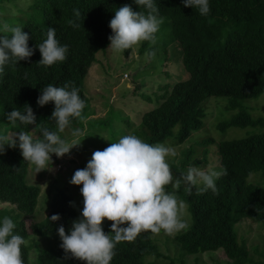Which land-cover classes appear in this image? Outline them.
<instances>
[{"label": "trees", "instance_id": "trees-1", "mask_svg": "<svg viewBox=\"0 0 264 264\" xmlns=\"http://www.w3.org/2000/svg\"><path fill=\"white\" fill-rule=\"evenodd\" d=\"M123 5L145 15L148 12L133 0H0V35H10L9 27H22L29 36L27 44L33 49L28 60L5 65L0 75V122L16 132H34L37 139L41 138L40 126L56 131L50 119L53 103L41 107L36 101L43 87L71 82L79 89L85 107L82 116L58 134L67 141L73 137L72 129L84 130L92 114L85 89L86 77L98 59L97 53L107 51L108 37L112 34L109 21ZM154 7L155 15L171 23L188 76L169 85L170 88L161 87L165 92L156 95L157 106L145 112L139 126L129 133L149 144L182 146L179 158L167 160L174 180L180 179L189 167L199 168L209 163L216 152L218 169L223 174L215 180V194L204 190L203 185L189 188L183 181L175 189L166 186V191L173 192L190 214L186 228L172 240L175 257L161 253L156 234L142 232L131 242L117 243L110 264H155L151 259L158 258L167 260L165 264H187L189 257L197 264L202 254L210 255L209 259L216 262L264 264V251L259 247L250 249L240 228L237 229L242 222L264 227V116H254L249 105H245L264 94V0H209L210 11L205 16L184 7L181 0H154ZM73 9L80 12L79 20ZM70 19L80 26H70L67 23ZM48 27L55 29L56 39L66 44L68 50L64 61L44 67L38 64L41 55L36 45L46 39ZM148 45V41L141 42L139 53ZM154 51L148 49L150 56ZM219 97H228L225 110L234 114L213 124L217 134L233 127L245 128L250 130L246 137L219 141L213 137L209 124L212 114L207 112V106L213 103L208 102L210 99ZM147 100L152 103L150 97ZM25 104L32 108L40 126L17 122L14 127L7 121V113L13 108L23 111ZM109 116L97 120L96 126L101 128L102 121H107ZM206 117L209 120L205 124ZM134 127L130 125L131 129ZM110 130L114 139V130ZM29 165L18 148L5 146L0 154V203L11 205L0 207V218L9 217L15 225L13 233L23 238V264H85L66 257L61 241L41 249L36 260L31 261L30 252L37 247L33 239H45L57 233L59 226L67 229L77 219L78 212L66 189L57 188L43 208L47 215L39 220L41 188L28 182ZM254 177L259 181H252ZM53 214H58L60 219L48 220ZM28 219H33L29 226ZM111 223L106 219L102 222L106 234L110 233ZM218 252L222 257L217 256Z\"/></svg>", "mask_w": 264, "mask_h": 264}, {"label": "clouds", "instance_id": "clouds-1", "mask_svg": "<svg viewBox=\"0 0 264 264\" xmlns=\"http://www.w3.org/2000/svg\"><path fill=\"white\" fill-rule=\"evenodd\" d=\"M181 2L184 7L196 9L201 16L210 11L209 0ZM133 3L148 12L145 15L133 11L129 5L114 11L108 25L112 32L108 37V48L115 52L130 50L143 41L150 44L156 41L162 20L154 14V0H133ZM73 13L79 20L80 12L73 9ZM67 23L72 27L80 26L71 19ZM21 29L19 26L9 27L7 31L10 35H0V75L4 73L5 65H17L33 54V49L27 44L29 36ZM36 48L41 55L38 64L44 67L64 61L68 50L66 44L58 42L52 27L47 28L46 39ZM149 48L154 47H147V53ZM144 52L139 53L138 50L139 54ZM125 74L124 78L128 79L129 73ZM78 92L79 89L71 82H65L63 86L49 84L40 89L37 106L53 103L50 119L54 121L56 131L37 124V118L28 104L23 105V111L13 108L6 114L7 121L14 127L17 122L20 125L40 126L41 138L33 140L23 130L12 138L0 133V154L4 153L5 146L18 148L23 160L32 164L37 173L50 170L53 154L57 158L62 157L80 144L75 141L69 143L58 134L64 132L74 119L82 116L85 102ZM71 135H80V129H72ZM175 155L170 147L160 143L149 144L131 134L121 136L103 150L94 151L86 166L75 170L69 180L70 184L81 186L83 207L80 217L72 221L68 234H65L63 226L56 229L66 257L84 261L85 264H110L115 245L119 242H131L142 232L173 235L185 229L186 224L181 218L184 205L177 201L173 192L166 191V186L171 185L175 189L181 181L189 188L202 184L204 190H211L215 194V180L223 173L213 168L202 170L189 167L180 179L174 180L166 157ZM59 219L58 214L48 218L52 222ZM105 219L112 222L109 234L102 228ZM14 227L9 217L0 218V264H23L21 245L24 240L13 233Z\"/></svg>", "mask_w": 264, "mask_h": 264}, {"label": "rangeland", "instance_id": "rangeland-1", "mask_svg": "<svg viewBox=\"0 0 264 264\" xmlns=\"http://www.w3.org/2000/svg\"><path fill=\"white\" fill-rule=\"evenodd\" d=\"M140 45L141 42L130 49L128 53H125V51L115 52L110 48L105 53L103 50L97 53L96 58L98 59L88 72V78L86 77L85 81V89L90 98V112L92 114L89 120L91 122L84 130L80 128V135L70 137L67 140L69 143L75 141L80 144L71 148L69 153L62 157L52 156L50 170H41L37 173L35 167L32 164L29 165L28 182L41 188L38 207V210H41L39 220L44 219L43 217L47 215V211L43 208L47 206L46 200H50L57 188L66 189L67 194L72 196L74 206L78 212V219L83 207V197L80 188L69 183L75 170L83 169L94 151L103 150L111 142L118 141L121 136L130 135L129 132H133L139 126L142 115L157 106L154 100L156 95H162L165 92V90H161V87L168 86L170 88L169 85L173 86L175 83L187 78L188 74L183 67L181 50L173 38L169 20H162L159 31L156 33L155 43H149L148 45V47L155 48L153 56H149L146 50L144 54H139ZM125 73H129L128 79L124 78ZM148 97L152 99V103L148 102ZM227 101L228 97L212 98L208 101L213 102L207 106V112L212 116L210 120L208 117L205 118V124L208 119L212 127V135L217 141H219L218 139H241L250 132L245 128L233 127L224 133L217 134L213 124L215 125L219 120L230 119L234 114V112L225 110ZM245 105H249L254 116H264V94L258 100L249 101ZM110 110L114 111L109 116ZM108 116L109 119L102 121V127L98 128L96 124H99V121L97 120H106ZM130 125L135 127L131 129ZM99 129L101 132L95 131ZM110 129L114 130V135H116L114 139L110 134ZM0 133L12 138L18 132L14 129L11 130L6 123L0 122ZM29 135L32 136L33 140L37 139L36 133L33 132ZM102 136L104 139L101 138ZM164 146L172 148L176 153L175 156L166 157V160H174L180 157L182 146L180 148L174 147L172 143H166ZM212 148H214V145ZM215 156L211 157L209 163L204 164L199 169L213 168L220 171L217 164L219 160L217 152ZM252 181H259V179L254 177ZM1 206L11 207V205L0 203ZM181 218L186 225L189 223L190 214L186 205L182 209ZM32 220L28 219L26 221L27 226L30 225ZM238 227L241 230V235L246 238L247 246L250 249L259 247L260 250L264 251V227L252 222H242L239 226L237 225V229ZM70 228L71 225L65 229V234H68ZM177 233L173 235H166L163 232L156 234L159 249L165 256L175 257V247L172 246V240ZM168 239L169 243H167ZM33 240L36 242L37 247L30 252L31 261L36 260L41 249L60 241V238L57 233H53L45 239L35 237ZM217 256L222 257L220 252ZM209 258L210 255L202 254L199 256L197 264H230L224 262L223 258H219L223 262H216ZM151 260L155 261V264H165L167 262L164 258ZM186 262L187 264H194L193 257L187 258Z\"/></svg>", "mask_w": 264, "mask_h": 264}, {"label": "built area", "instance_id": "built-area-1", "mask_svg": "<svg viewBox=\"0 0 264 264\" xmlns=\"http://www.w3.org/2000/svg\"><path fill=\"white\" fill-rule=\"evenodd\" d=\"M127 76H128V75H127V74H125V77H126V78H127Z\"/></svg>", "mask_w": 264, "mask_h": 264}]
</instances>
